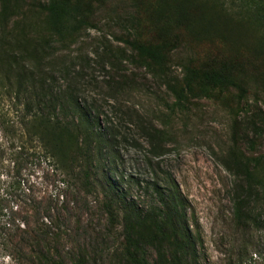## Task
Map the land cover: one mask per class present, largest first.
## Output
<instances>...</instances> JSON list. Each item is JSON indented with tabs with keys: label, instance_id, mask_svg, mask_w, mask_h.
<instances>
[{
	"label": "rangeland",
	"instance_id": "1",
	"mask_svg": "<svg viewBox=\"0 0 264 264\" xmlns=\"http://www.w3.org/2000/svg\"><path fill=\"white\" fill-rule=\"evenodd\" d=\"M50 1L13 0L7 30L35 46L52 43L27 64L37 79L54 78L57 93L76 83L82 105L99 116L100 130L110 137L96 153L91 188L78 177L65 189L26 130L43 105L0 81V264L34 263L32 250L40 246L29 233L48 212L53 225L66 232L53 247L67 264L81 257L84 264H122L121 227L110 223L105 195L114 188L148 209L155 203L149 187L164 173L187 201L199 264H264V201L252 205L260 228L243 227L234 214V200L245 193L236 158L264 157L263 32L238 18V0L217 6L193 0L185 26L160 12L163 0H83L90 4V25L66 50L47 29L43 7ZM202 13L205 20L198 24L195 15ZM191 22L195 26L188 27ZM133 40L167 44L162 78L126 44ZM223 62L236 65L245 92L216 89L209 98H190L187 109L173 108L167 82L181 84L184 67L209 69ZM158 130L165 133L166 154L153 158ZM146 257L153 262L154 251L147 249Z\"/></svg>",
	"mask_w": 264,
	"mask_h": 264
},
{
	"label": "trees",
	"instance_id": "2",
	"mask_svg": "<svg viewBox=\"0 0 264 264\" xmlns=\"http://www.w3.org/2000/svg\"><path fill=\"white\" fill-rule=\"evenodd\" d=\"M202 1L206 4L211 2L214 6L220 2ZM190 2L193 0H163L165 6L160 7V12L166 10L173 23L176 19L180 26H185L188 18L191 19ZM238 2V18L241 21L247 18L251 25L257 26L263 32L264 40V0ZM0 6V81L6 82L17 93L28 95L30 103L43 105V112L31 116L26 130L31 139L36 138L41 151L53 162L55 170L59 171L63 187L69 188L71 182L80 177L90 189L95 156L106 143V137H110L109 131L103 133L99 127V116L82 105L76 83L57 93L54 78L51 77L49 83L45 78H36L37 74L27 64V58L31 59L38 50L46 52L53 45L40 42L35 46L16 39L13 30H7L13 17V0H0ZM43 9L47 14V29L60 49L66 50L69 45L76 43L90 25V4L83 0H51ZM205 16L203 13L200 17L195 15L196 23H202ZM191 26H195L194 22L188 27ZM126 44L146 61L147 67L154 74L157 72V77L162 78L169 53L167 44L150 45L137 40L126 41ZM23 53L27 57L20 56ZM236 71V65L230 62L209 69L184 67L181 84L166 83L175 99L173 108L187 109L190 98H209L216 89L236 88L245 92L235 76ZM154 138L160 145H152L151 155L153 158L162 157L166 154L165 133L158 130ZM235 162L244 184L241 190L245 192L234 200L235 219L243 227L260 228L257 218L253 216L252 205L264 201V157L236 158ZM17 186L21 185L18 183ZM149 189L155 196V203L148 209H141L134 202L122 198L114 188L109 189L105 195L104 209L110 223L121 227V263L199 264V241L191 229L188 204L178 183L170 174L164 173L162 179L156 177ZM58 201L63 204L64 196H59ZM61 216L59 214L57 218L60 220ZM53 224L51 212L37 217L36 228L29 233L40 246L32 250L35 259L33 264H67L59 248L53 247L65 239L66 232ZM147 249L155 253L153 262L146 257ZM73 264H84L83 258Z\"/></svg>",
	"mask_w": 264,
	"mask_h": 264
}]
</instances>
